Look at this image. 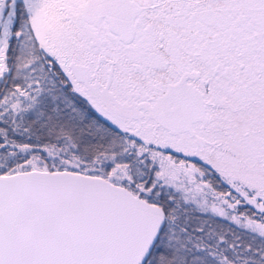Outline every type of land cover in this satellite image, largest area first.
<instances>
[{"label": "snow or ice", "instance_id": "1", "mask_svg": "<svg viewBox=\"0 0 264 264\" xmlns=\"http://www.w3.org/2000/svg\"><path fill=\"white\" fill-rule=\"evenodd\" d=\"M0 264H264V0H0Z\"/></svg>", "mask_w": 264, "mask_h": 264}]
</instances>
